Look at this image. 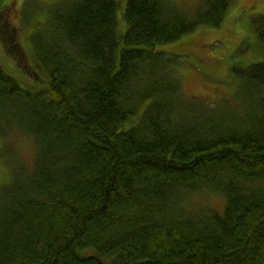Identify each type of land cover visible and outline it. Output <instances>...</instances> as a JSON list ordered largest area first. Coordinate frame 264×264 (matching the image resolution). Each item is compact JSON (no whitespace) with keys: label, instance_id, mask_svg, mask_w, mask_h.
I'll return each mask as SVG.
<instances>
[{"label":"trees","instance_id":"obj_1","mask_svg":"<svg viewBox=\"0 0 264 264\" xmlns=\"http://www.w3.org/2000/svg\"><path fill=\"white\" fill-rule=\"evenodd\" d=\"M10 2L0 50L21 74L0 65V136L30 137L34 155L7 142L0 264H264V16L250 23L263 61L211 103L157 48L219 26L230 0H125L119 17L118 0H67L44 22L23 14L26 50Z\"/></svg>","mask_w":264,"mask_h":264},{"label":"rangeland","instance_id":"obj_2","mask_svg":"<svg viewBox=\"0 0 264 264\" xmlns=\"http://www.w3.org/2000/svg\"><path fill=\"white\" fill-rule=\"evenodd\" d=\"M9 3L8 13L11 25L16 27V44L26 50L23 45L26 41L28 28L20 24L25 13L24 22L30 19L44 22L47 10L56 4L67 0H6ZM69 1V0H68ZM118 17L122 11L125 0H118ZM181 9L193 10L199 0H171ZM21 16V18H19ZM34 15V17L30 16ZM264 15V0H230V5L219 26L211 27L199 25L187 35L179 37L176 41L163 45L158 50L173 58L174 70L181 81L186 97L201 98L211 103L217 98H231L237 86L238 74L253 64L263 61L260 48L253 34L252 20ZM18 16V18H16ZM23 23V22H22ZM22 27H18L21 26ZM247 47L239 51L238 55L229 59V55L238 48ZM22 52V51H21ZM180 54L181 57H176ZM175 56V58H174ZM0 57L4 59L7 68L0 64L12 76L21 74L14 67V60L0 50ZM197 60V61H196ZM199 60V61H198ZM198 62V63H197ZM202 67V68H200ZM205 69V70H203ZM204 71L205 76L201 74ZM4 139L0 136V186L7 182L8 174L12 169L13 154L7 142L14 147L16 158L29 160L34 155L33 141L30 137L11 135ZM198 201L204 205L221 211L223 200L213 193H203Z\"/></svg>","mask_w":264,"mask_h":264},{"label":"flooded vegetation","instance_id":"obj_3","mask_svg":"<svg viewBox=\"0 0 264 264\" xmlns=\"http://www.w3.org/2000/svg\"><path fill=\"white\" fill-rule=\"evenodd\" d=\"M237 50H238V49H237ZM237 50H236V51H237Z\"/></svg>","mask_w":264,"mask_h":264}]
</instances>
